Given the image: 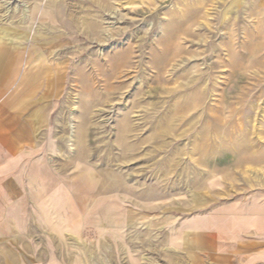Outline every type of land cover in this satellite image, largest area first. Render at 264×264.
I'll use <instances>...</instances> for the list:
<instances>
[{
    "label": "rangeland",
    "instance_id": "obj_1",
    "mask_svg": "<svg viewBox=\"0 0 264 264\" xmlns=\"http://www.w3.org/2000/svg\"><path fill=\"white\" fill-rule=\"evenodd\" d=\"M10 46L16 264H264V0H0Z\"/></svg>",
    "mask_w": 264,
    "mask_h": 264
},
{
    "label": "crops",
    "instance_id": "obj_2",
    "mask_svg": "<svg viewBox=\"0 0 264 264\" xmlns=\"http://www.w3.org/2000/svg\"><path fill=\"white\" fill-rule=\"evenodd\" d=\"M3 51V58L0 57V113L2 109L5 110L8 118L3 121L0 117V264H16L22 256L26 261L29 254L25 248L28 238L16 233L19 227L12 221V183L20 182V178L12 174V151L26 146V131L32 133L36 127L39 128L41 122L38 118L42 116L43 110L40 107L33 110L28 104L15 110L12 107V94L3 95L4 89L12 84V46ZM13 111L20 117L12 128ZM28 177L27 183L32 182V176ZM18 248L25 249L17 251Z\"/></svg>",
    "mask_w": 264,
    "mask_h": 264
}]
</instances>
